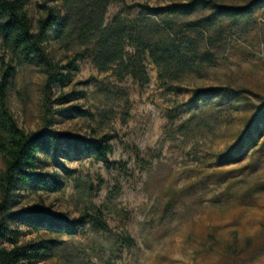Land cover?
Here are the masks:
<instances>
[{
  "label": "rangeland",
  "instance_id": "1",
  "mask_svg": "<svg viewBox=\"0 0 264 264\" xmlns=\"http://www.w3.org/2000/svg\"><path fill=\"white\" fill-rule=\"evenodd\" d=\"M190 1L114 0L105 18L145 14L160 24L172 19L176 32L203 29L208 58L196 71L169 81L147 59L142 82L100 70L88 56L66 85H54L47 115L43 65L0 34V76L4 64L16 67L8 105L26 132L49 122L62 131L108 135L114 146L106 164L63 143L41 163L60 187L13 191L12 209L43 203L78 217L100 207L109 224L87 223L72 235L22 225L21 243L55 240L36 264H264V0H197L177 13L167 7ZM214 5L227 9L207 20ZM24 9L35 31L51 9L65 13L63 0H27ZM94 41L74 26L64 34L50 30L44 45L66 65ZM61 94L67 97L58 103ZM73 105L89 113L69 111ZM4 169L0 151V175Z\"/></svg>",
  "mask_w": 264,
  "mask_h": 264
},
{
  "label": "trees",
  "instance_id": "2",
  "mask_svg": "<svg viewBox=\"0 0 264 264\" xmlns=\"http://www.w3.org/2000/svg\"><path fill=\"white\" fill-rule=\"evenodd\" d=\"M114 0H63L65 13L51 9L48 15L38 21V31L32 27L31 19L24 6L27 0H0V34L14 51L25 52L28 61L37 59L47 74L45 83L46 115L55 84L66 85L73 70L78 68L79 60L91 56L100 70L116 69L120 78L131 75L142 82L148 81L146 60L150 59L158 68L159 76L169 81H177L184 74L197 70L207 61L208 56L201 50L205 31L195 34L189 31L176 32L173 20L166 19L162 24L151 16L138 18L123 17L116 14L106 21L108 6ZM198 3H171L169 12L191 10ZM216 10L207 20H216L227 8L214 5ZM163 7H151L149 11H159ZM89 10V12H88ZM149 13V12H148ZM152 20L155 22L151 23ZM151 21V22H150ZM201 22H191L186 26L197 27ZM76 26L81 37H94V46H87L77 53L66 65L55 62L44 45L50 30L63 34ZM65 69L67 71H65ZM16 67L4 64L0 76V151L5 169L0 175L3 200L0 202V264H36L43 259L52 239L27 243L20 242L22 225L36 231L49 229L72 235L90 223L96 229H107L109 224L100 207L78 217H70L65 212H57L43 203L12 209L10 200L18 187H33L50 190L60 187L55 175L41 167L43 156L58 149L61 144L87 152L96 161L110 164L109 156L114 151L108 135L81 134L62 131L46 122L41 128L26 132L18 123L8 105V90ZM67 95L61 94L56 101L62 103ZM51 103V101H50ZM78 115L89 113L78 106H71ZM246 143L245 138L233 145L239 152ZM146 165V158H140ZM66 171L70 169L63 165ZM9 242L11 246L3 244ZM133 242V240H131Z\"/></svg>",
  "mask_w": 264,
  "mask_h": 264
}]
</instances>
